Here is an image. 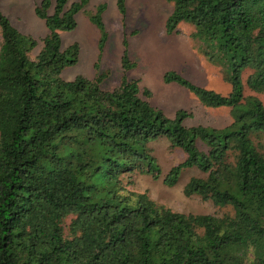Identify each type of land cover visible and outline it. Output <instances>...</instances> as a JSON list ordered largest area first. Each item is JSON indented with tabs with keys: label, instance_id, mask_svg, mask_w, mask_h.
<instances>
[{
	"label": "trees",
	"instance_id": "16d2710c",
	"mask_svg": "<svg viewBox=\"0 0 264 264\" xmlns=\"http://www.w3.org/2000/svg\"><path fill=\"white\" fill-rule=\"evenodd\" d=\"M166 1L165 32L191 24L231 89L222 95L174 70L163 81L188 88L204 106L228 107L226 126L185 125L184 109L165 116L141 96L150 92L137 79L123 77L112 89L102 88L101 73L62 79L79 46L63 49L59 31L75 28L88 0H40L34 12L48 32L34 59L36 39L0 10V264H264V106L244 96L242 83L248 69L247 86L264 92V0ZM124 2L117 0L121 14ZM104 8L87 15L100 50ZM121 65L134 66L126 51ZM158 138L186 155L164 175L166 186L197 168L204 176H190L184 196L231 210L184 213L128 190L134 172L159 178L150 147Z\"/></svg>",
	"mask_w": 264,
	"mask_h": 264
},
{
	"label": "rangeland",
	"instance_id": "374dc122",
	"mask_svg": "<svg viewBox=\"0 0 264 264\" xmlns=\"http://www.w3.org/2000/svg\"><path fill=\"white\" fill-rule=\"evenodd\" d=\"M73 1L75 0H69L68 4ZM39 2L40 0H0V10L11 24L36 39L37 45L29 53L31 59L39 52L42 39L48 32L44 20L34 12ZM98 4L105 7L102 22L107 38L109 36L101 50L98 47L100 32L90 19L85 18V14L94 11ZM171 7V3L166 0H125V12L121 14L117 0H88L86 6L75 14V28L59 31L63 49L74 42L79 46L77 61L62 69L60 77L72 80L77 75H82L94 79L101 73V86L104 89L116 87L123 77L128 80L137 79L141 91L148 89L150 92L149 97L144 94L141 96L165 116L172 118L177 110L184 109L190 112V116L184 120L185 125L201 124L217 128L228 125L232 120L228 107L204 106L188 88L176 82L163 81L164 73L174 70L191 83L222 95L228 94L231 89L230 83L223 78L222 68L208 61L200 52V42L193 38L194 27L191 24L180 22L177 32H165V19ZM117 18L121 19L120 22ZM133 29L136 30L131 33ZM125 51L130 62L134 63L133 67L126 70L121 65ZM96 64L99 65L98 68ZM249 73L248 69L242 73L244 96H255L264 106V92H255L247 86L246 78ZM199 145L201 146L200 143ZM150 147L161 167L159 178L134 172L129 177L132 184L126 187L128 190L146 192L156 202L184 213L222 215L231 210L230 206L218 207L196 195L184 196L182 188L188 178L204 176L197 168L183 170L176 184L166 186L163 183L164 175L186 155L180 148L170 147L165 138L151 141ZM70 219L68 216L63 223L65 233L68 232Z\"/></svg>",
	"mask_w": 264,
	"mask_h": 264
},
{
	"label": "crops",
	"instance_id": "0c3cea01",
	"mask_svg": "<svg viewBox=\"0 0 264 264\" xmlns=\"http://www.w3.org/2000/svg\"><path fill=\"white\" fill-rule=\"evenodd\" d=\"M75 1H76V0H75ZM85 18L88 19V17H87L86 14H85ZM88 20H89V19H88ZM117 20L119 21V20H121V19H120V18H119V19L117 18ZM119 22H120V21H119ZM120 24H121V23H120ZM120 29H121V28H120ZM135 30H136V29H135ZM135 30L133 29V30L131 31V33L135 32ZM118 36H119V34H117V37H118ZM121 37H122V36H121ZM121 37H120V38H121ZM108 38H109V36H108ZM108 38H107V39H108ZM132 50H133V48H132Z\"/></svg>",
	"mask_w": 264,
	"mask_h": 264
}]
</instances>
